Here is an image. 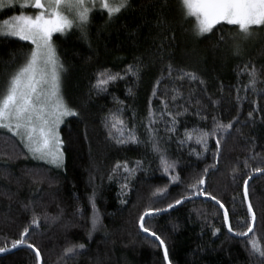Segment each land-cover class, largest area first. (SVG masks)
Wrapping results in <instances>:
<instances>
[{"label":"trees","instance_id":"obj_1","mask_svg":"<svg viewBox=\"0 0 264 264\" xmlns=\"http://www.w3.org/2000/svg\"><path fill=\"white\" fill-rule=\"evenodd\" d=\"M20 11L8 9L0 18ZM195 23L193 17L185 18L181 0H128V6L111 19L106 11H91L86 36L78 26L53 34L65 69L61 93L79 115L65 117L59 126L64 141L62 168L33 160L18 137L0 129V246H10L12 239L19 238L36 214L39 223L31 226L28 238L40 249L42 264H167L158 241L139 231L138 215L146 204L165 208L186 195L193 178L214 163L217 166L206 174L205 187L224 203L233 228H246L244 179L251 168H264L260 162L264 160V27H253L257 41L236 53L232 45L241 36L238 26L220 22L210 33L197 35ZM30 48L28 41L0 35V88ZM136 63L142 65L139 78L128 74L110 82L106 90L94 87L98 71L109 69L123 75L128 65ZM169 63L175 69L195 72L198 79H176L178 71L169 76ZM246 65L257 69L255 91L245 88L250 79L242 71ZM157 78L162 82L153 96ZM173 88L181 93L175 102ZM237 95L242 99L238 101ZM150 99L160 147L170 161L178 162L174 171H164L148 141ZM162 99L174 114L188 109L177 117V131L171 136L165 126L170 118L159 119ZM117 109H122L127 128H134L141 143L117 144L108 138L104 120ZM213 116L224 123L237 118L222 139L216 160V137H209L207 150L195 139L179 142L185 129L210 130ZM246 159L250 168L244 167ZM117 161H127L129 167L141 162L128 178L127 188L122 189L127 175L123 168L109 179ZM234 166L236 174L231 172ZM173 175L180 179L171 180ZM157 187H166L167 196L151 200ZM93 193L100 226L89 236ZM248 200L256 215V236L264 244V174L250 179ZM223 217V209L210 197L195 195L148 223L165 240L171 264H262L261 258L250 254V237L229 233ZM214 229L219 232L214 234ZM80 243L84 249L58 261L64 247ZM0 264H35V253L22 246L0 255Z\"/></svg>","mask_w":264,"mask_h":264},{"label":"snow or ice","instance_id":"obj_2","mask_svg":"<svg viewBox=\"0 0 264 264\" xmlns=\"http://www.w3.org/2000/svg\"><path fill=\"white\" fill-rule=\"evenodd\" d=\"M92 7H89V0H0V9L6 6H14L18 4L21 11L6 19L0 20V35L18 37L21 41H28L31 48L25 53L24 60L15 69L8 73L4 86L0 88V129H7L15 137H18L20 143L28 155L34 159L45 160L49 164L57 168L63 167L64 153L62 145L64 141L60 137L58 131L64 117L79 115L75 108L70 107L63 98L61 93V73L65 70L63 63L60 61L56 48L53 44L54 33H65L73 26L81 29L82 35L86 36L85 27L90 21V13L95 7L96 0H91ZM102 11H106L109 19L120 13L128 6V0H99ZM185 18L193 17L195 19L194 31L197 35H203L213 31L214 25L220 22H227L230 25L238 26L239 34L247 39L252 35L253 27H264V0H181ZM32 8L33 12H26L24 9ZM223 40V36L221 37ZM236 53L240 51V44L237 42L233 45ZM168 74L171 76L173 71H178L180 75L176 79H189L195 81L198 76L195 72L185 71L183 69H175L171 63L168 64ZM142 71V65L139 63L130 64L126 67L123 75L121 73H113L109 69H103L96 73V81L94 87L98 90H106L110 82L124 78L128 74L136 76ZM242 71H247L250 79L245 88L256 90L258 82V72L255 66L251 69L245 66ZM162 82L161 78H157L153 86L152 94L155 96L159 92L158 85ZM203 84L204 81L200 80ZM238 91V90H237ZM131 92V89H129ZM172 101L175 102L178 95H181L178 88L172 89ZM242 98L237 95V100ZM190 102V100H189ZM164 107L161 109L159 119L164 120L165 116L170 119L165 120L166 131L174 134L177 131V117L187 112V108L183 111H173L168 108V101L161 100ZM213 104L218 103L212 101ZM182 107V106H177ZM122 109L110 112L104 120L105 128L108 129V138L115 140L117 144H139V137L136 135L134 128H127L125 120L121 117ZM199 115V109L197 110ZM253 113L249 112L248 116L252 117ZM203 118V117H202ZM232 121L224 123L212 117L211 129L194 128L185 129V137L180 140L181 144L186 141L195 139L198 145L203 146L205 150L208 147L209 137H216V150L214 152V160L218 159L221 152V141L230 132L233 127ZM157 122V116L151 108L148 115L146 130L148 132V141L152 145V151L159 156L161 166L165 172L174 171L177 167V161H170L165 151L160 147L158 130L154 127ZM198 156L201 153H196ZM251 159H257L252 156ZM260 162L264 163V160ZM141 166V162L137 161L135 167H129L128 162L117 161L109 173V179L113 175H119L120 169L123 168L125 176V184L123 188L129 185L127 180L134 176ZM214 163L211 166H205L187 185L186 195H181L179 199H174L172 203L166 205L165 208L154 207L153 204H146L138 215L136 223L140 232L154 237L158 241V246L163 248L164 260L167 264H171L168 249L165 240L162 239L152 227L149 220L174 205L181 204L195 195H203L210 199L223 209V223L229 233L239 237L248 238L250 254L261 258L264 264V244L256 236L254 222L256 215L252 204H247L248 219L245 221L246 228L243 231H236L230 223L229 211L224 203L217 199L215 195L208 192L206 185V174L210 168H215ZM244 167L250 168L248 160L244 161ZM233 174L238 172L234 166L231 169ZM253 173L264 174V168H251L248 176L244 179V201H248V185L249 179ZM178 175L171 176V180H179ZM167 196L166 187H157L150 197L151 200L162 199ZM93 206V215L91 217V228L89 236L100 226V217L95 206V193L89 197ZM27 207V205L25 206ZM47 218V217H46ZM52 219H56L53 217ZM39 216L34 214L30 220V224L25 226L19 233V238L12 239L10 246L5 243L0 246V254H5L10 249H17L24 246L34 251L35 264H41V251L33 243L29 242L31 226L38 225ZM219 229H214V234ZM5 240L7 238L5 237ZM85 248L83 243L69 244L63 248L58 257V261L66 257L74 256L78 251Z\"/></svg>","mask_w":264,"mask_h":264},{"label":"rangeland","instance_id":"obj_3","mask_svg":"<svg viewBox=\"0 0 264 264\" xmlns=\"http://www.w3.org/2000/svg\"><path fill=\"white\" fill-rule=\"evenodd\" d=\"M88 6H89V7H92L91 0H89V4H88ZM14 8H19V9H20V7H19L18 4H15L14 6H6L5 8L0 9V14H1L2 12H4V11L8 10V9H14ZM96 9H101V7H100V3H99V0H96L95 7H94L93 10H96ZM93 10H92V11H93ZM33 11H34V10L26 11V12L31 13V12H33ZM14 14H18V13H13V14H11V15H9V16L1 17L0 20L6 19L7 17H10V16H12V15H14ZM222 22H223V21H222ZM226 23H227V22H226ZM76 27H77V26H76ZM205 34H206V33H205ZM16 38H18V37H16ZM257 38H258V34H256V33H253V34H252L250 37H248L247 39H244L243 37L240 36V37H237V38L234 39V44L238 42V43L240 44V48L243 47V46H245V44L252 46V45L257 41ZM234 44H233V45H234ZM233 45H232V46H233ZM64 118H65V117H64ZM5 130H7V129H5ZM7 131H8V130H7ZM58 131H59V129H58ZM30 156H31V155H30ZM31 158H32V157H31ZM32 159L35 160V161H39V162L46 163V164H48V165H50V166H52V167L57 168L56 166H54V165H52V164H49V163L46 162L45 160L34 159V158H32ZM60 168H62V167H60Z\"/></svg>","mask_w":264,"mask_h":264},{"label":"water","instance_id":"obj_4","mask_svg":"<svg viewBox=\"0 0 264 264\" xmlns=\"http://www.w3.org/2000/svg\"><path fill=\"white\" fill-rule=\"evenodd\" d=\"M259 173H253L252 174V176L250 177V179H252V178H254L256 175H258ZM250 179H249V181H250ZM193 197H191V198H189V199H187V200H191ZM187 200H185V201H187ZM185 201H182L181 202V204L182 203H184ZM247 204L249 203V200L246 202ZM181 204H179V205H181ZM179 205H174L172 208H170V209H167L166 211H168V210H171V209H173V208H176L177 206H179ZM166 211H163V212H166ZM254 225H255V222H254ZM234 235V234H233ZM235 237H239V236H236V235H234ZM22 247V246H21ZM20 247H18L17 249H19ZM17 249H10V251L9 252H7V253H10V252H13V251H15V250H17ZM161 250H162V252H163V248H161ZM6 254V253H5ZM0 255H3V254H0ZM41 264H42V262H41Z\"/></svg>","mask_w":264,"mask_h":264},{"label":"bare ground","instance_id":"obj_5","mask_svg":"<svg viewBox=\"0 0 264 264\" xmlns=\"http://www.w3.org/2000/svg\"><path fill=\"white\" fill-rule=\"evenodd\" d=\"M192 197L194 198L195 196H192ZM193 198H192V199H193ZM187 201H188V200H187ZM185 202H186V201H185Z\"/></svg>","mask_w":264,"mask_h":264}]
</instances>
